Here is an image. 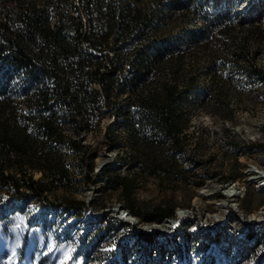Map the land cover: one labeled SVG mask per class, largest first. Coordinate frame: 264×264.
Returning a JSON list of instances; mask_svg holds the SVG:
<instances>
[{"label":"rangeland","instance_id":"rangeland-1","mask_svg":"<svg viewBox=\"0 0 264 264\" xmlns=\"http://www.w3.org/2000/svg\"><path fill=\"white\" fill-rule=\"evenodd\" d=\"M253 1L121 0L126 18L102 43L89 45L84 37L77 41L80 20L86 33L92 16L97 33L111 28V17L100 5L91 9L85 0H0V42L6 48L9 38L28 48L43 46L50 58L57 57L72 92L77 80L105 71L107 58L115 63L107 79L110 91L91 77L86 90L81 88L76 118L88 129L78 132L72 114L56 105L54 94L49 92L51 108L42 106L55 79L0 52V171L43 181L49 200L57 205L86 203L89 216L105 232L91 254L83 255L85 244L60 233L64 220L48 226L38 201L18 198L0 186V264H104L106 256H124L131 237L129 228L116 223L118 207L141 211L145 222L157 221L154 211L168 217L196 200L201 210L219 212L217 204L230 203L216 201L225 191L217 192L219 185L238 179L247 182L241 209L254 213L264 207V189H257L246 173L249 165L264 170V0ZM237 4L245 8L238 17L232 14ZM133 9L149 13L135 18L129 15ZM244 15L247 20L239 17ZM32 17H41L44 27L62 30L50 43L41 32L31 36ZM86 52L93 53V60L77 73L66 69ZM53 121L60 135L51 141L44 123ZM25 136L21 152L4 150L3 144L15 146ZM82 146L91 150L95 170L106 172L95 184L87 177ZM117 157L128 164L120 174L109 170ZM40 168L65 176L52 184ZM206 187L210 196L201 197ZM62 244L71 247V254L59 256L56 247ZM204 253L193 264H264V251L232 257L214 246ZM87 256L98 257L90 262Z\"/></svg>","mask_w":264,"mask_h":264},{"label":"bare ground","instance_id":"bare-ground-1","mask_svg":"<svg viewBox=\"0 0 264 264\" xmlns=\"http://www.w3.org/2000/svg\"><path fill=\"white\" fill-rule=\"evenodd\" d=\"M255 2L256 0L252 4ZM243 7L244 5L237 4L232 14L236 17L239 15L238 12L244 14ZM259 8L257 7L255 11ZM239 17L246 19L245 15ZM125 160L114 158L109 170L112 169L118 174L123 173L128 168ZM101 173L99 170L95 172L93 184L99 180L97 177L102 178ZM246 173L252 175L250 182L257 189H264V170L249 165ZM246 184V181L238 179L219 185L217 192H221L225 187L227 193L223 190V195H218L216 201L225 199L230 202L229 207L225 203L217 204L216 210L219 212H209L204 210L205 208L201 210L196 200L191 208L177 209L172 217L161 222H145L131 214L125 205L118 207L115 211L116 223L118 226L129 228L131 237L122 250L124 256H106L104 264H193L195 258L206 255L204 253L206 248L212 249L214 246L218 247L224 256L232 257L244 254L245 251L250 253L243 256L264 251V207L254 213H245L241 209V200L247 194ZM199 194L201 197H209L210 191L206 187ZM40 210L45 214L50 227L64 220L60 233L64 239L75 238L85 244L83 255L85 253L90 255L93 246H97L105 239V232L99 230L96 220L89 216L87 206L82 215H78L73 209L65 210L55 206L40 207ZM231 210L236 214H228ZM94 233L97 235L93 238L91 234ZM248 248L251 249L247 250ZM87 257L91 258L92 262V259H97L98 256Z\"/></svg>","mask_w":264,"mask_h":264},{"label":"trees","instance_id":"trees-1","mask_svg":"<svg viewBox=\"0 0 264 264\" xmlns=\"http://www.w3.org/2000/svg\"><path fill=\"white\" fill-rule=\"evenodd\" d=\"M85 1L87 2L88 6L91 7V9H93L94 5H97V6L100 5L102 9L105 10L106 15L109 14L112 20L111 28L102 30L100 33H97L96 28L94 27V23H95L94 16L91 17V21L89 22V32L88 33H86L84 30L85 24L82 22V20H80L79 25L81 27H80V32H79V39H77V41H79L80 39L84 37V40L86 39L89 45H91L90 43L99 45L106 39V37L111 33V31L115 30L116 23L123 22V20L126 18L127 13H124V11L122 10L123 5L119 4V1L121 0H85ZM148 13L149 12L141 13L140 10L133 9L132 12L129 13V15L136 18V17H145ZM0 20H1V17H0ZM31 22L34 24L33 25L34 27L30 29V32H28V34L36 37L35 35L39 36L41 32V34L43 35L42 38L44 37L46 42L48 43L52 42L53 36L57 35L58 31L62 30V28L55 29L54 27H44L43 26L44 20L41 17H32ZM37 27H40V28L37 29ZM25 41L28 43L29 41L28 36L24 37V42ZM69 41H72L71 37H68L67 45L65 46V52L67 54L71 52V42ZM7 43L9 45L6 48V45L0 42V52L3 54L4 57L11 58L17 62H22L28 65L30 68H41L47 74H50L55 79L54 87L47 89V91L42 96L43 108H51L49 104V95L50 93L54 94L56 96L55 100L57 101L56 105H61L62 107L70 111V113L72 114V117H73L72 121L74 125L77 127L78 132H82L88 129V126H83L84 124L76 118L78 113H80V110H81L80 109L81 88H85L86 90V82L88 80V77H91L92 79H94V81L100 82L103 86L106 87V89L110 91L109 88L112 87V84L107 82V79H109L108 77L109 73H111L112 70L114 69V66H115L114 59L112 57L107 58L109 61V65L105 71L95 70L94 72H91L90 76H86V77H83L81 80H77L76 87L74 88L75 92H72L70 85H69L70 83L69 84L65 83V80L63 78V71H61V68L57 65V60H58L57 57H55V59L50 58L47 55L46 49H44L43 46L33 45L28 48L24 46L23 44H20V42L15 40L14 38H9ZM68 44L70 45L68 46ZM7 49H10V51H8ZM93 56H94L93 53L86 52V54H84V56H82V58L78 60V62L76 63L71 62L70 64H68L66 69L74 73H77V70L81 66L93 60L94 58ZM34 72H37V70L35 69ZM85 99H87V95H85ZM8 109H10V105L8 106ZM53 113L55 116L58 115V113L56 112H53ZM44 127H45V131L49 133L51 137L50 139L51 141L53 140L52 138L55 137V135L57 137L58 135H60V128L56 121L44 123ZM10 132L11 131H9V133ZM106 137H107L108 142L113 143L114 141L113 138H111L110 136H107V134H106ZM26 140H27V137L25 136L15 146L14 145L12 146V144L10 143L3 144L4 150L13 149L18 152H21V150H23ZM78 141L82 142L81 139H79ZM83 148L86 149V151L83 152V162L86 168V174L90 181V184H93L95 181L94 180L95 164L89 161L91 150L89 148L87 149L86 146L80 147V149H83ZM40 172L45 177H48L52 184L59 182L65 176V174L62 171L53 170V168H51V170L50 168L49 170L40 168ZM112 172L114 171L112 170ZM92 174H94L93 178H91ZM104 174H106L105 171L101 173L102 179L104 178ZM0 186L2 189H10L9 191H11L12 193H15L18 198L29 199L30 201L35 200L36 202L38 201L40 207L55 206V207L63 208L65 210L73 209L77 212L78 215H82L86 207L84 202H70L67 204L68 206H61V205L55 204L53 201L49 200L47 196L49 189L47 188V186L44 185L43 181H40V182L35 181L32 178H28L26 175H21V178L17 179L14 176L7 175L5 172L0 171ZM127 209L131 212V214L137 217L143 216L142 212L138 211L137 209H134V208H127ZM174 213L175 212H172L169 215H167L168 217H166L162 212L154 211L153 212V215L155 217L154 219H157V221H152V222H161L166 218L172 217Z\"/></svg>","mask_w":264,"mask_h":264},{"label":"crops","instance_id":"crops-1","mask_svg":"<svg viewBox=\"0 0 264 264\" xmlns=\"http://www.w3.org/2000/svg\"><path fill=\"white\" fill-rule=\"evenodd\" d=\"M57 253L59 254V256H67L69 255V253L71 254V247H69L68 245L62 244V245H58L56 247ZM28 257L25 256V259H27ZM24 259V261H25Z\"/></svg>","mask_w":264,"mask_h":264},{"label":"built area","instance_id":"built-area-1","mask_svg":"<svg viewBox=\"0 0 264 264\" xmlns=\"http://www.w3.org/2000/svg\"><path fill=\"white\" fill-rule=\"evenodd\" d=\"M93 175L94 174H92V178H93ZM92 207V206H91ZM94 213L95 214H98V215H100V216H103L104 214H114V213H112V212H110V213H101V212H95L94 211ZM228 214H236L235 212H234V210H231L230 212H228ZM140 217V216H139ZM159 221V220H158Z\"/></svg>","mask_w":264,"mask_h":264}]
</instances>
